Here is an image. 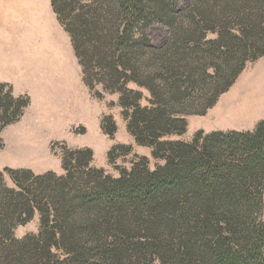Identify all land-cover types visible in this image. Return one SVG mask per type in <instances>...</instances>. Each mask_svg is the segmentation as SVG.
Listing matches in <instances>:
<instances>
[{
    "label": "trees",
    "instance_id": "obj_1",
    "mask_svg": "<svg viewBox=\"0 0 264 264\" xmlns=\"http://www.w3.org/2000/svg\"><path fill=\"white\" fill-rule=\"evenodd\" d=\"M113 1L114 22L108 0L50 6L84 85L118 94L128 132L162 164L150 170L139 158L113 178L91 167L86 149L62 156L63 175L3 169L0 249L12 246L15 227L38 215L43 249L89 264L109 238L126 234L133 215H168L158 219L163 228L149 225L145 235L162 264H264V122L252 131L170 139L186 132V117L212 108L246 63L264 57V0H214L218 9L204 11L195 0L157 11L148 0ZM28 105L0 84V130Z\"/></svg>",
    "mask_w": 264,
    "mask_h": 264
},
{
    "label": "rangeland",
    "instance_id": "obj_2",
    "mask_svg": "<svg viewBox=\"0 0 264 264\" xmlns=\"http://www.w3.org/2000/svg\"><path fill=\"white\" fill-rule=\"evenodd\" d=\"M50 1L0 0V84L10 87L13 96L29 99V105L19 120L0 130V171L6 168L13 171L30 169L35 174L52 171L63 175L62 156L86 149L92 152L91 167L103 170L113 178L122 171H129L139 163V158L149 161L150 170L161 165L162 162L151 157V149L136 144L128 132L118 104V94L105 92L99 85L93 90L84 85L69 36L58 24ZM183 2L148 0V5L150 10L157 11L159 6L170 9ZM108 4L112 15L110 20L114 22L117 4L113 0H108ZM194 4L200 11H204L207 5L218 9L214 0H195ZM37 11L60 35L61 50L64 51L60 67L64 68L63 76L66 77L62 83L48 80L47 67L51 62L44 60V43L35 38L32 21ZM258 74L264 77V57L246 63L214 106L203 116L186 117V132L170 139L190 142L200 130L205 133L252 131L264 122V103L259 109L251 110L241 100L238 91L245 79ZM31 77H35L32 85H25L24 80ZM143 96L147 97L145 91ZM141 104L145 105L143 101ZM103 127L107 130L114 128V132L107 134ZM167 217L133 215L134 221L126 234L109 238V244L98 257L90 259L89 264H162L155 254L157 248L153 241L145 235L149 225L163 228V222H158V219ZM262 221L264 223V208ZM39 229L38 215L25 225L15 227L11 236L12 246L0 249V264H78L79 259H74L71 254L43 249L37 241ZM111 242L116 243L113 245Z\"/></svg>",
    "mask_w": 264,
    "mask_h": 264
},
{
    "label": "bare ground",
    "instance_id": "obj_3",
    "mask_svg": "<svg viewBox=\"0 0 264 264\" xmlns=\"http://www.w3.org/2000/svg\"><path fill=\"white\" fill-rule=\"evenodd\" d=\"M33 27L35 28V38L41 40L44 44L42 48L45 54L46 62H51L47 71L48 80L51 83L64 82L66 77L63 76L64 68L60 67L63 62L64 54L61 50L62 42L57 30L51 26L50 22L41 12L34 14ZM238 90V89H237ZM241 100L251 110L259 109L264 103V77L261 75H250L242 83L239 91ZM264 105V104H263Z\"/></svg>",
    "mask_w": 264,
    "mask_h": 264
},
{
    "label": "crops",
    "instance_id": "obj_4",
    "mask_svg": "<svg viewBox=\"0 0 264 264\" xmlns=\"http://www.w3.org/2000/svg\"><path fill=\"white\" fill-rule=\"evenodd\" d=\"M33 78H35V77H33ZM33 78L31 77L30 79H25V80H24L25 85H27V86H31L32 83H33V80H32ZM24 170L32 171V170H30V169H24Z\"/></svg>",
    "mask_w": 264,
    "mask_h": 264
}]
</instances>
